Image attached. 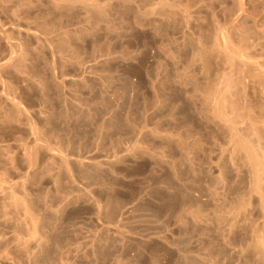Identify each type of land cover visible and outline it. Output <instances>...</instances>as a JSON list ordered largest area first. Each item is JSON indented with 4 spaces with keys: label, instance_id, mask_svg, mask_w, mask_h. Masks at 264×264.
Masks as SVG:
<instances>
[{
    "label": "rangeland",
    "instance_id": "374dc122",
    "mask_svg": "<svg viewBox=\"0 0 264 264\" xmlns=\"http://www.w3.org/2000/svg\"><path fill=\"white\" fill-rule=\"evenodd\" d=\"M141 1L106 0L108 15L87 19L79 8L62 9L61 15H78L79 27H71L67 37L58 36L49 47L44 35L37 40L18 29V23L33 24L36 16L46 13L49 0H0V29H7L0 33L8 32L12 44L21 43L26 56L19 63L22 69L19 65L9 73L0 67V264H256L233 258L237 246L216 225L196 224L190 217L179 223L177 215L201 198L194 176L188 174L183 181L189 193L185 202L168 211L167 203L180 181L162 160L141 151L133 153L131 144L143 140L142 144L156 145L157 138L141 131L140 125L148 115L161 128L173 126L172 105L180 100L189 108L176 110L177 120H189L190 113L192 120L200 122L198 109L188 98L197 96L196 107L202 98L203 80L191 64L199 40L213 36L219 26L236 35L263 27L264 0H244L251 15L243 12L241 16L239 0H170L187 4L189 17L177 9L176 13L166 10L159 31L152 28L145 37L141 30L136 37L133 7ZM43 26L39 28L47 30ZM0 39L2 61L8 49ZM59 50L69 60L59 59ZM163 65L173 80L159 92L170 102L160 109L156 99V107L154 103L148 108L147 88L150 98L154 97L153 86L159 85L157 74ZM223 70L230 72L232 67L226 65ZM8 98L22 102L26 118L16 117ZM260 102L264 106V98ZM33 146L39 155L29 164L24 153ZM14 196H26L33 204L38 219L34 237L36 226L13 204ZM260 226L261 217H257L256 227Z\"/></svg>",
    "mask_w": 264,
    "mask_h": 264
},
{
    "label": "bare ground",
    "instance_id": "6f19581e",
    "mask_svg": "<svg viewBox=\"0 0 264 264\" xmlns=\"http://www.w3.org/2000/svg\"><path fill=\"white\" fill-rule=\"evenodd\" d=\"M49 3L51 5H46L44 8L46 13L36 16L33 24L32 22H28L24 26L20 25L21 23H18L19 27L16 25L19 30L26 31L28 34L37 38V40L41 34L44 35L46 37V42H49H47L49 47L57 41L58 36L64 35L67 37L68 31L71 27L77 26L80 23L79 20L77 21L78 15L76 13H71L69 15L62 13L61 15L59 11L62 9L69 7L75 9L79 8L83 13L82 18L86 19L92 16L94 17L95 14L101 16L108 15L106 0H49ZM239 4L238 7H240V13L238 16H241L243 12L249 13V11H246L245 7L247 2L239 0ZM232 5H234L233 2ZM232 5L229 6L231 7ZM176 9L186 14V17H189L187 4L182 5L171 2L170 0H142L140 3L135 2L133 7V25L137 28L134 32L136 37L141 30L145 37H149V31H151L152 28L155 29V31H159L163 25V19L166 18V10L176 13L174 11ZM252 9L253 11L255 10L253 7ZM17 11H15V13ZM56 14H58L59 17L56 18ZM252 16L254 17V15ZM260 16V21L264 23V15ZM250 18L252 21L255 19L252 17ZM18 19L20 20V18ZM244 19L245 21L248 20V18ZM19 20H17V22ZM12 24L14 25L15 23L12 22ZM41 24H43L47 30H44V28L42 29V27L40 29L39 25ZM0 26L2 28V25ZM138 26L141 29L138 28ZM257 27L258 28L254 30L246 29L244 33L236 35L230 30V28L226 29L219 26L213 36H207L208 38L204 40L205 42L199 40L200 45L193 55V63L191 61V64L194 65V68L192 69H197L201 75L199 76L203 80V86L201 85L202 88L198 87L201 88L199 92L202 98L198 99L199 101L197 100L198 107H196L197 102L195 100L197 96L193 100V98L190 97V94L188 98L190 100L189 102L192 103V107L198 109V120L202 123L192 120L190 113L187 114L189 120H186L188 122L186 120H177L175 117L177 115H175V111L181 109H183L182 111H188L189 108L186 103L181 102L182 100L177 104L172 105L174 113L171 114L170 112L172 116L170 117L171 121L174 123L173 126L169 125L170 127L161 128L159 123H153L152 119L144 114L146 117L144 116L145 119L140 125V130H146L152 133L157 138L158 143L156 145L153 144L152 146V143L142 144L143 140L141 142L136 140V143L134 141L135 144H131V146L133 145V149L131 147L128 148V152L129 149H132L131 151L135 154H139V151H141L142 153L144 152L145 155L147 154L162 160L168 167L169 171L175 174L176 179L180 181L182 186L178 183V186L175 187L176 192L174 196L167 203L168 211H171V208H173V205L176 203L180 202L182 204V202H185V196H188L189 193L185 189L186 186L185 188L183 187V184H185L183 181L188 174L193 175L195 179V189L199 192L201 198L193 201V207H184L186 210L177 215V221L184 224L186 218L190 217L196 224L203 223L216 225L217 228L219 227L221 229L223 233L222 236L224 235L223 237L229 243L237 246V250H235V252L233 251V258L251 259L255 261L256 264H264V106L260 102V99L262 100L264 98V26H260V28L259 26ZM3 29L0 30L3 31ZM7 33H0V37L4 39L6 42L5 47L8 49L5 57L2 58V61L0 60V67H2V70L4 68L7 72L11 73V70H18L19 65L22 69V63H19L25 56V53L23 52L25 50H23L22 46L18 45L21 43H17L16 45L18 46L12 44L11 40L9 41L10 36H8ZM184 33L185 29L181 31L182 36ZM203 35L205 36L206 34ZM140 39L138 38V40ZM43 44L46 46V43ZM148 45L149 44L146 45L147 49L149 47ZM17 51L19 52L18 54L16 53ZM53 52L55 53V51ZM54 53L52 58L54 57ZM57 53H59V59L65 58L69 60L70 58L65 56V51L59 50ZM60 65L62 64L60 63ZM226 65L232 67L230 72L223 70V66ZM165 66L167 65L165 64ZM165 66L162 67L161 71H156V73L158 72L157 78L160 82L158 86H153L154 97L150 98L151 90L149 86L147 88L146 99L148 108L150 107L149 105H154L156 99H158L157 108H160L162 105L166 106V102H170V100L167 101L169 98L164 97L161 95L162 93L159 92L161 86L164 87L166 83H170V81L173 80L168 75ZM189 71L191 72L188 68V71L185 72L188 74L190 73ZM20 74L21 73H19V75ZM132 74L134 76L137 75L135 72ZM196 74L198 75V73ZM150 75L152 74L150 73ZM198 83L201 82L198 81ZM144 85L146 86V84ZM253 86H258V90L250 93L249 90ZM179 87L181 88V86ZM195 91L196 90L194 89V92ZM185 95L188 94L185 93ZM119 98V100L122 99V97ZM13 99L14 98H10L9 100L8 98L11 104L16 108L18 114H15L16 117L26 118L24 107L21 106L22 102H20V105L17 103L19 102L17 99V101H14ZM177 101L178 100L176 99V102ZM154 106L156 107V103ZM141 107L144 106L142 105ZM16 117L13 118L15 119ZM133 124L135 125L137 123ZM137 125L139 126V124ZM138 126L136 127L137 129ZM139 134H141L140 131ZM137 138H139V135ZM35 141L37 142V140ZM33 147H31L30 150L26 149V152L24 151L29 164L35 163L36 158L39 155H37L38 152H36V148ZM38 150L39 149H37V151ZM122 151V154L125 153L124 150ZM168 180V184L173 186L174 183L171 181L172 178H168ZM182 192H184V194ZM236 201L237 203L235 204ZM13 204H15L16 207L19 206L22 208L25 218H29L35 226L38 224V219L33 210V204L29 203L26 196H14ZM257 217H261L260 228L256 227ZM36 233H38L37 226L32 231V237H34ZM224 261L227 260L224 259Z\"/></svg>",
    "mask_w": 264,
    "mask_h": 264
}]
</instances>
